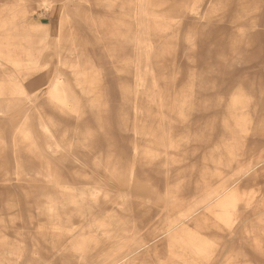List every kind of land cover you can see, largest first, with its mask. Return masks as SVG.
Wrapping results in <instances>:
<instances>
[{"label":"rangeland","instance_id":"rangeland-1","mask_svg":"<svg viewBox=\"0 0 264 264\" xmlns=\"http://www.w3.org/2000/svg\"><path fill=\"white\" fill-rule=\"evenodd\" d=\"M110 3L22 0L29 39L2 30L0 264H264V0Z\"/></svg>","mask_w":264,"mask_h":264},{"label":"bare ground","instance_id":"bare-ground-1","mask_svg":"<svg viewBox=\"0 0 264 264\" xmlns=\"http://www.w3.org/2000/svg\"><path fill=\"white\" fill-rule=\"evenodd\" d=\"M21 1L22 0H6L3 4L0 5V60H5V61L12 60L9 57H6L5 54L1 51V48L3 47V45L5 43H9V41H10V40L9 41L7 40V37H4L2 35V33H3L2 30L3 29H6V28L12 27V26L15 27V31L17 32V35L15 36V38L9 37L11 39V41L14 40V43L21 44L22 41L25 42V40L29 39V38L27 39L25 36H23L24 35L23 34V30L24 29L18 27L17 19L25 16V14L21 11V9H22L21 6H20ZM41 2H42V6L45 7L46 9L50 8L51 5H52V0H41ZM94 3H95L96 6H98V3H99L101 6H105L107 8L111 7L110 0H94ZM246 5H248V4H246ZM60 13H61V11L58 14L59 16H60ZM248 13H249V10H248ZM7 16H9V17H7ZM5 17H7L6 19H8V20L3 21L2 18H5ZM85 18L88 21L89 26L91 27V29L95 32L97 37L99 36V38L101 40H109V41L115 42L116 44H119V45L126 43L127 40H126V37H125L126 33L124 32V28L127 26V24H125V22L122 23L121 21H117V20H109V19L106 20V19H104V20L99 21L100 24H98V17L93 18L90 15H86ZM20 26H22V25H20ZM40 43L41 42H39V44ZM25 58H26V56H25ZM60 59H62V61H63L64 60L63 56L60 55ZM130 63L131 62L126 61V62H123V65L124 66H128V65H130ZM28 64H29V62L28 61L24 62V60L22 62H19V63H18V61L17 62L14 61V65L17 66V67H19V66H27ZM150 68L152 69L151 70V75H152V83L151 84H152V86H153V88L155 90L154 93L155 94H159L158 96H160L159 90L157 89V86H156V80H155V77H154L156 74H154L153 68L152 67H150ZM147 79H148L147 77L139 76V78H138V84H139L138 86L139 87L137 89V93H139V92L143 93V92L146 91V85H147L146 82L148 81ZM39 80H40V77L38 78L37 75H36L30 80V82L28 81L29 82V84H28L29 85V89L33 90L34 87H35V84L39 83ZM54 82H55V86H54L55 89L60 87L61 86V84H60V76H57L56 78H54ZM124 94H126V96H128V93H126L125 91H124ZM126 98H128V97H126ZM132 104H133V108H134L135 113L137 115L142 114L143 105L142 104H135V103H132ZM10 108H11L10 101L4 100V103H2L0 101V112L1 111L7 112V111L10 110ZM41 124L45 125L44 122H41ZM26 129H27V127H26ZM54 131L56 133L63 134V131H61L59 125H56L54 127ZM133 131H134V134L136 135V137H138V135H139V125H138V123L134 124ZM99 136H100V138L103 139V142L101 143V145H103V147H101V149L99 150V154H101L103 156L105 154L104 152L110 148L112 143L107 141L108 138H107L106 135L102 134V137H101V134H100ZM95 139L98 142V131L95 133ZM133 151H134L135 155H137L138 157L140 156L141 151H142L141 150V144L137 140H136V142L133 145ZM138 228H139V226H138ZM144 254H151V250L145 251ZM129 264H142V262L138 258H135Z\"/></svg>","mask_w":264,"mask_h":264}]
</instances>
